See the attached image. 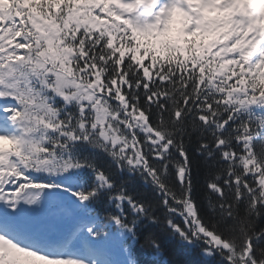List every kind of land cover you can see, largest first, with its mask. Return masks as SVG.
I'll return each mask as SVG.
<instances>
[{"label": "snow or ice", "instance_id": "obj_1", "mask_svg": "<svg viewBox=\"0 0 264 264\" xmlns=\"http://www.w3.org/2000/svg\"><path fill=\"white\" fill-rule=\"evenodd\" d=\"M0 264H264V0H0Z\"/></svg>", "mask_w": 264, "mask_h": 264}, {"label": "trees", "instance_id": "obj_2", "mask_svg": "<svg viewBox=\"0 0 264 264\" xmlns=\"http://www.w3.org/2000/svg\"><path fill=\"white\" fill-rule=\"evenodd\" d=\"M141 243H143V241H141ZM137 247H139V245H137ZM179 258L181 260H185V261H195L196 257L195 256H186V255H180Z\"/></svg>", "mask_w": 264, "mask_h": 264}]
</instances>
